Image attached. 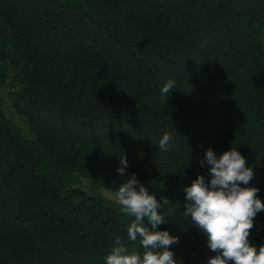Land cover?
<instances>
[{"label": "trees", "instance_id": "obj_1", "mask_svg": "<svg viewBox=\"0 0 264 264\" xmlns=\"http://www.w3.org/2000/svg\"><path fill=\"white\" fill-rule=\"evenodd\" d=\"M231 147L264 202V0H0V264H105L116 236L139 249L93 192L133 173L169 200L177 264H208L184 188ZM249 240L264 245V211Z\"/></svg>", "mask_w": 264, "mask_h": 264}, {"label": "clouds", "instance_id": "obj_2", "mask_svg": "<svg viewBox=\"0 0 264 264\" xmlns=\"http://www.w3.org/2000/svg\"><path fill=\"white\" fill-rule=\"evenodd\" d=\"M174 89L175 81L167 80L160 90L161 96L167 100ZM171 139V134L165 133L159 141V149L167 151ZM205 159L210 165V182L198 176L184 188L186 203L183 207L191 224L207 236L208 247L217 253L209 258L208 264H264V245L257 248L249 240L254 218L264 211V202L258 197V188L241 187V184L249 185L254 178L253 169L246 166L245 158L232 147L219 157L208 149ZM120 161L122 167L118 174L123 176L126 156L122 155ZM109 196L123 214L131 218L127 237L133 243L138 242L139 249L129 250L116 236L115 246L104 256L105 264H177L170 248L178 242V237L158 230V225L166 223L160 209L169 200L163 198L161 204L134 173Z\"/></svg>", "mask_w": 264, "mask_h": 264}, {"label": "rangeland", "instance_id": "obj_3", "mask_svg": "<svg viewBox=\"0 0 264 264\" xmlns=\"http://www.w3.org/2000/svg\"><path fill=\"white\" fill-rule=\"evenodd\" d=\"M86 182V181H85ZM82 186L84 188H88V185L86 184H82ZM93 192H95L99 197H101L102 199L110 202L111 204L115 205V206H118L120 207L119 205H117L114 200H112L109 196V193H112L113 191H110L108 189H105V188H97L95 190H93Z\"/></svg>", "mask_w": 264, "mask_h": 264}]
</instances>
